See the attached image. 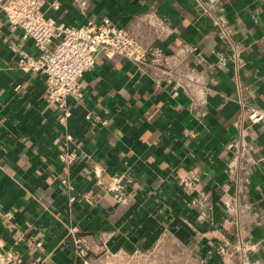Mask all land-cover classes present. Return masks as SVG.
<instances>
[{
    "label": "crops",
    "instance_id": "0c3cea01",
    "mask_svg": "<svg viewBox=\"0 0 264 264\" xmlns=\"http://www.w3.org/2000/svg\"><path fill=\"white\" fill-rule=\"evenodd\" d=\"M43 11L109 17L149 61L97 52L60 109L44 75L16 65L36 51L0 14V251L16 246L23 264H264V118L246 112L264 107V0Z\"/></svg>",
    "mask_w": 264,
    "mask_h": 264
},
{
    "label": "built area",
    "instance_id": "2783aa9c",
    "mask_svg": "<svg viewBox=\"0 0 264 264\" xmlns=\"http://www.w3.org/2000/svg\"><path fill=\"white\" fill-rule=\"evenodd\" d=\"M53 7L57 4L53 3ZM44 0H0V14L23 41H31L36 54L19 51L16 65L29 72H41L45 79L44 100L64 109L67 99L80 93V78L95 63L97 52L115 55L140 64L149 61L148 46L138 42L109 17L99 22L88 20L74 25L55 21L45 15ZM53 44V45H52ZM253 122L264 118V107H246ZM75 252L85 257L80 238L74 240ZM0 264H23L16 246L0 251ZM83 264H87L84 260Z\"/></svg>",
    "mask_w": 264,
    "mask_h": 264
}]
</instances>
